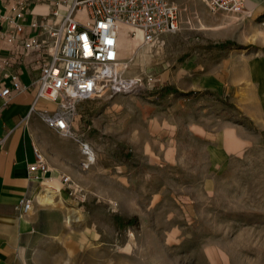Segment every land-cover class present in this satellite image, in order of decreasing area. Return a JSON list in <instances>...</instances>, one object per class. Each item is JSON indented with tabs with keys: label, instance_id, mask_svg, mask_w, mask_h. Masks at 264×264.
Returning <instances> with one entry per match:
<instances>
[{
	"label": "rangeland",
	"instance_id": "374dc122",
	"mask_svg": "<svg viewBox=\"0 0 264 264\" xmlns=\"http://www.w3.org/2000/svg\"><path fill=\"white\" fill-rule=\"evenodd\" d=\"M167 1L179 10L177 32L150 44L127 30L121 37L119 68L143 85L78 105L71 138L79 149L88 142L96 160L79 164L55 196L82 217L66 231L69 264H264V127L244 115L256 105L242 98L244 85L192 88L221 48L263 45L250 37L264 14ZM260 93L264 102L262 84ZM223 143L232 153L215 163Z\"/></svg>",
	"mask_w": 264,
	"mask_h": 264
},
{
	"label": "crops",
	"instance_id": "0c3cea01",
	"mask_svg": "<svg viewBox=\"0 0 264 264\" xmlns=\"http://www.w3.org/2000/svg\"><path fill=\"white\" fill-rule=\"evenodd\" d=\"M19 1L0 0V85L7 84L6 76L17 71L27 87L13 91L8 97L0 96V264H69L64 247L67 212L55 196L58 190L65 192L69 188L63 177L71 178L70 175L77 173L82 152L71 137L62 136L42 119L40 112L51 108L47 101L41 99L37 110L30 113L37 92L31 85L33 71L38 66L33 52L18 41L17 60L7 59L6 35L14 29L9 18L14 17L13 7ZM247 7L254 19L264 14V0H247ZM53 8L49 1H35L29 5L22 21L41 18ZM62 12L64 9L59 8V13ZM261 32L263 28L253 30L250 38L263 45L257 44L250 48L252 50L232 45L221 48L224 54L219 62L206 68L203 80L192 86L196 90L211 89L227 94V87L238 90L244 85L248 94L243 92L242 98L256 105L244 111V115L256 127H264V102L260 93V85H264ZM26 34L34 35L29 30ZM36 149L43 154L49 169L46 173L32 175L29 166L36 161ZM231 153L225 143L214 146L213 160L220 163ZM27 200L32 201V207L24 211Z\"/></svg>",
	"mask_w": 264,
	"mask_h": 264
},
{
	"label": "built area",
	"instance_id": "2783aa9c",
	"mask_svg": "<svg viewBox=\"0 0 264 264\" xmlns=\"http://www.w3.org/2000/svg\"><path fill=\"white\" fill-rule=\"evenodd\" d=\"M21 0L9 21L14 29L6 35L7 59L17 60L18 41L33 52L38 64L33 71L31 85L37 88L30 113L43 99L51 108L41 111L42 119L65 137H75L73 127L80 102L98 98L110 99L117 94L131 93L143 85V78L123 75L120 38L123 26L127 35L136 38L144 33L145 43L159 42L166 34L179 29V10L167 0H44L54 7L41 18L23 22L31 3ZM213 12H226L245 17L250 14L247 0H204ZM59 8L64 12L59 13ZM82 13V15H81ZM34 33L27 35L26 32ZM7 84L0 85V96L26 89L17 71L6 76ZM152 77L146 82L151 83ZM78 140V139H77ZM80 142L85 157L82 168H89L96 160L95 152L86 141ZM49 166L36 149V161L29 166L32 175L46 173ZM63 181L71 183L69 176ZM27 200L24 211L31 209Z\"/></svg>",
	"mask_w": 264,
	"mask_h": 264
},
{
	"label": "bare ground",
	"instance_id": "6f19581e",
	"mask_svg": "<svg viewBox=\"0 0 264 264\" xmlns=\"http://www.w3.org/2000/svg\"><path fill=\"white\" fill-rule=\"evenodd\" d=\"M81 15H82V13H81ZM128 28L129 27H127V26H123V29H122V32H121V37L123 35V31L127 30ZM260 35L264 39V32H261ZM139 36H142V38L144 40V33L142 31H138V33L136 34V37H139ZM120 43H121V38H120ZM148 44H150V43H148ZM147 49H148V46H146L143 51L141 50V52H139V57H140V59L142 61H146V58L148 57ZM120 54H121V52H120ZM53 192H54V190H53ZM81 222H82V217H81L80 213L76 209L68 208V210H67V225L68 226H72V225H74L76 223H81Z\"/></svg>",
	"mask_w": 264,
	"mask_h": 264
},
{
	"label": "trees",
	"instance_id": "16d2710c",
	"mask_svg": "<svg viewBox=\"0 0 264 264\" xmlns=\"http://www.w3.org/2000/svg\"><path fill=\"white\" fill-rule=\"evenodd\" d=\"M239 47L240 48H247L248 46L239 45ZM186 95L193 96V95H195V92L194 91L188 92ZM135 220H136L135 218H132V219L121 221V223L124 224V225H128V224L133 223V221H135Z\"/></svg>",
	"mask_w": 264,
	"mask_h": 264
}]
</instances>
